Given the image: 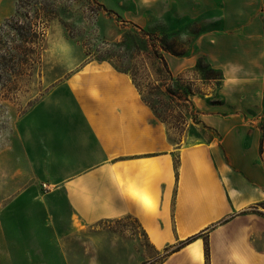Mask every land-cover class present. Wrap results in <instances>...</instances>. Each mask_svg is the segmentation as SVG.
<instances>
[{"label": "rangeland", "instance_id": "obj_1", "mask_svg": "<svg viewBox=\"0 0 264 264\" xmlns=\"http://www.w3.org/2000/svg\"><path fill=\"white\" fill-rule=\"evenodd\" d=\"M17 13H27L43 36L28 45L15 33L10 45L21 47L15 51L20 63L14 69L0 66V219L18 212L23 225L20 243L1 240L0 264H161L185 248L188 238L202 235L198 239L204 242L218 227L182 241L168 239L163 249L130 219L76 233H64L62 225L57 233L34 232L29 217L37 210L32 200L18 195L42 200L56 190L58 140L79 134L75 127L86 116L117 111L111 102V88L117 86L127 90L124 112H139L144 127L164 131L161 152L168 144L213 142L205 160L233 166L240 184H251V191L240 188L242 215H250L241 224L252 228L249 241L264 255V0H0V26ZM22 26L25 18L14 28ZM161 40L174 54L162 50ZM0 50L4 55V47ZM160 56L172 78L166 89L177 96L186 90L192 94V117L174 99L167 106L172 118L164 117L169 125L135 87L147 94L164 83ZM198 181L192 178L187 194L197 207L210 185ZM204 250L209 253V246Z\"/></svg>", "mask_w": 264, "mask_h": 264}, {"label": "crops", "instance_id": "obj_2", "mask_svg": "<svg viewBox=\"0 0 264 264\" xmlns=\"http://www.w3.org/2000/svg\"><path fill=\"white\" fill-rule=\"evenodd\" d=\"M117 87L111 88L117 111L86 116L75 127L79 134L63 136L60 144L58 140L53 164L56 190L42 200L18 195L17 199L32 200L37 210L29 217L34 232L49 228L51 234L57 233L62 225L64 233H76L102 222L130 219L163 249L168 239L182 241L218 224L204 242L194 241L161 264H207L205 242L208 264H264V255L249 241L252 228L241 224L250 215H242L240 188L251 191V184L241 185L233 166H214L205 160L213 142L194 140L179 148L168 144L169 149L161 152L159 144L167 142L164 131L144 127L139 112H124L129 105L127 90ZM197 142L201 145L189 148ZM69 149L72 155H67ZM192 178L210 184L202 191L199 207L187 195ZM194 208L198 211L193 213ZM21 218L17 212L0 219V243L3 238L20 243Z\"/></svg>", "mask_w": 264, "mask_h": 264}, {"label": "trees", "instance_id": "obj_3", "mask_svg": "<svg viewBox=\"0 0 264 264\" xmlns=\"http://www.w3.org/2000/svg\"><path fill=\"white\" fill-rule=\"evenodd\" d=\"M23 1H26V0H23ZM23 4L27 5L25 3ZM37 16L39 17L40 15L37 13ZM37 16L35 18L36 20L38 19ZM23 18H25V20L27 21V26L26 27L22 26L20 28H14V26H17V24L20 23L21 19ZM15 33H16V37L20 39L21 43H26L28 45L34 44L36 42V39L39 40V37L43 36V34L39 32V30H36V29L34 30V23L31 20V18H29L27 13L23 15L20 13H17L16 16L12 18L11 20L5 21V23L2 26H0V49L4 47V51H5V54L0 56V66L3 68H9L10 67L9 65H12L10 69H14L16 64L20 63L18 56L15 55V51L20 50L21 47H18V48L15 47L14 49V48H11L12 46L10 45V44H13V38H14L13 35ZM160 43L162 44L163 51L174 54V52L171 49L172 47L165 40H161ZM32 51L33 50H31V53ZM159 59L164 66L162 67V72H163V69L166 71L167 79H164V83L163 81H161L162 85L159 84L156 86H152V88H150V92H148L147 94H143L140 87H138L136 84H135V87L139 91L144 104L147 105L154 112V114L161 120L162 124L165 123L169 125V123H166L167 120L164 117H166L167 119L172 118L173 116L172 109L169 110L167 106H169V104L173 102L174 99H177L179 102H182L184 104V107L187 109V112H186L187 115L192 117L193 112H190V107H191L190 96L192 94L190 90H186L185 92L182 91L180 93H177L179 95L177 96L166 89L167 88L166 83L168 84L169 81H172L171 73L169 72L163 57L160 56ZM24 61H28L27 58ZM119 71L126 74V70H119ZM158 75L161 77L160 71L158 72ZM132 79H133V83H135L134 75ZM164 99H167L169 101L166 103ZM155 103L158 104L159 108L155 106ZM158 109L159 110L162 109V111L158 112ZM172 129H175V127H172ZM201 236L202 235L193 236L191 238H188L182 244V246L190 244L192 241L197 240ZM206 246L207 244L205 242V247ZM205 259L208 264L209 253L207 250H205Z\"/></svg>", "mask_w": 264, "mask_h": 264}, {"label": "built area", "instance_id": "obj_4", "mask_svg": "<svg viewBox=\"0 0 264 264\" xmlns=\"http://www.w3.org/2000/svg\"><path fill=\"white\" fill-rule=\"evenodd\" d=\"M42 187H43V189H44L46 192L50 191L49 186H47V185L44 184Z\"/></svg>", "mask_w": 264, "mask_h": 264}, {"label": "clouds", "instance_id": "obj_5", "mask_svg": "<svg viewBox=\"0 0 264 264\" xmlns=\"http://www.w3.org/2000/svg\"><path fill=\"white\" fill-rule=\"evenodd\" d=\"M236 70H237V69L235 68V66H233L232 71H236ZM225 83L227 84L228 81H225Z\"/></svg>", "mask_w": 264, "mask_h": 264}]
</instances>
